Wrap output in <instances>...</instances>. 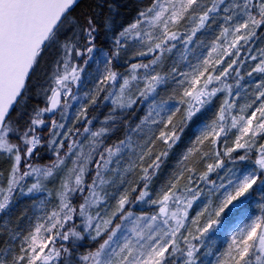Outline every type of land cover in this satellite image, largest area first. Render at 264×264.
Returning <instances> with one entry per match:
<instances>
[{"label":"snow or ice","instance_id":"obj_1","mask_svg":"<svg viewBox=\"0 0 264 264\" xmlns=\"http://www.w3.org/2000/svg\"><path fill=\"white\" fill-rule=\"evenodd\" d=\"M0 264H264V0H0Z\"/></svg>","mask_w":264,"mask_h":264},{"label":"trees","instance_id":"obj_2","mask_svg":"<svg viewBox=\"0 0 264 264\" xmlns=\"http://www.w3.org/2000/svg\"><path fill=\"white\" fill-rule=\"evenodd\" d=\"M128 2L131 3V2H133V0H128ZM46 159H47V157H45V160H42V161H39V162H41V163L46 162ZM28 203H29V201H27V200H21L20 201V206L23 207L24 205H26ZM223 240H224V235H223V232H221L220 239L217 242V247L218 248L223 246Z\"/></svg>","mask_w":264,"mask_h":264}]
</instances>
